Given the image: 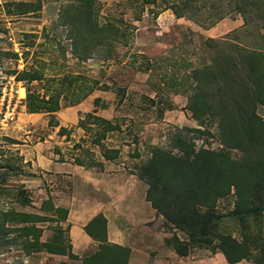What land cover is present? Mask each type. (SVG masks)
<instances>
[{
  "label": "rangeland",
  "instance_id": "rangeland-1",
  "mask_svg": "<svg viewBox=\"0 0 264 264\" xmlns=\"http://www.w3.org/2000/svg\"><path fill=\"white\" fill-rule=\"evenodd\" d=\"M234 1L198 0L188 16L176 18L171 10H164L162 0L157 1V7L149 6L147 0H0V82L11 76L10 72L13 76L22 72L42 75L40 81L21 82L25 91H19L14 119L5 123L0 117V264H82L81 260L96 250L97 242L92 240L83 249L73 247L78 240L71 228L84 204H90L89 198L97 193L102 194L100 203L110 208V197L120 200L118 216L115 208L109 213L111 229L127 233L135 229L153 251L144 250L138 241L141 248L136 245L137 250H144L145 255L141 254V260L129 258V264H226L221 254L208 249L191 250L184 258L171 247L157 249L152 241L161 243L172 232L163 228L162 218L146 199L149 221L145 219L148 208L133 215L131 208L136 204L127 200L134 195L136 183L148 188L137 177V170L150 158L153 147L178 154L184 141L195 151L221 149L216 127L200 137L193 132L205 127L193 119L187 103L195 85L193 70L211 64L223 48L233 51L240 47L250 55L256 52L257 58L259 50L264 52V0H259L256 11L244 6L249 13L246 22L235 7L240 2ZM87 2L97 28L110 24L112 34L120 33L113 36L115 45L110 50L95 45L85 59L86 38L79 37L85 30L71 33L66 21L82 13ZM219 12L225 14L217 20ZM91 39L93 44L98 42L96 31ZM88 81L97 82V87L79 104L62 107L54 116L57 127L49 126L46 114L27 113V90L47 96L60 91L63 106L66 97L69 101L80 98L81 86ZM103 84L109 88L103 90ZM96 99L100 100L97 106ZM93 111V115L120 125V131L105 134L100 143L119 151L112 161L102 158L95 143L101 127L93 119H85ZM257 114L264 119V108L258 107ZM60 128L65 129L62 135ZM228 151L234 160L240 158L237 150ZM20 191L28 204L21 203ZM235 200L232 189L228 197L217 202L216 209L221 214L232 212ZM46 201V208L67 209V220H54L51 210L42 212L40 207ZM69 211L73 212L72 223ZM25 215L45 220L26 222ZM224 226V234L238 240L243 239L246 229L264 237L261 217L249 219L245 227L232 222ZM38 233L39 243L68 249L77 259L39 252L34 237Z\"/></svg>",
  "mask_w": 264,
  "mask_h": 264
},
{
  "label": "trees",
  "instance_id": "trees-1",
  "mask_svg": "<svg viewBox=\"0 0 264 264\" xmlns=\"http://www.w3.org/2000/svg\"><path fill=\"white\" fill-rule=\"evenodd\" d=\"M157 1L159 0H147L146 3L157 7ZM197 1L162 0L161 3L165 5L164 10H171L176 18H182L190 14ZM238 1L240 3L235 7L245 22L249 14L245 5L253 7L254 11L259 10V0ZM84 8L82 13L73 15V20L69 17L66 24L71 28V33L85 30L79 33V37L86 38L85 52L88 55L84 58L87 59L95 45L110 50L115 45L113 36H118L120 32L117 30V33L112 34L110 24L97 28L90 19L91 5L87 2ZM217 14V20H220L225 12ZM93 31L99 35L96 44L91 39ZM118 44L123 45L121 42ZM73 46L76 48L77 43H73ZM252 55L244 53V49L240 47L233 51L223 48L211 64L197 68L191 74L195 85L188 97L187 109L199 126L205 127L204 130L194 129L193 132L200 137L209 135V130L216 127L221 149L199 148L195 151L184 141L178 154L153 147L150 158L137 170V177L148 187L146 201L156 210L157 216L162 218L163 228L172 232L164 243L181 258L187 257L191 250L208 249L212 254H221L227 264L241 261L264 264V237L261 233L257 236L256 232L251 233L246 229L243 239L238 240L228 233L225 235L223 229L229 222L245 227L249 219L264 218V119L257 114L258 107L264 108V52L259 50V58L256 52H252ZM9 74L13 76L15 73ZM15 79L17 82L31 84L40 81L42 75L37 72H22L15 75ZM97 85L95 81L85 82L81 86L83 93L80 98L72 97L73 101H69L66 97L63 106H60V91L47 96L27 90V113L46 114L50 117L49 126L57 127L54 124L55 114L62 107L79 104ZM101 87L103 90L109 88L104 84ZM99 102L96 99L95 106ZM94 113L95 111L87 114L85 119H93L101 127V135L95 143L102 150V158L112 161L117 158L119 151L107 149L100 143L105 134L120 131V125L95 116ZM64 132L65 129L60 128L58 133L62 135ZM228 150H237L240 158L234 160ZM76 162L79 167H84L82 162ZM232 189L236 198L235 208L232 212L221 214L216 209V204L220 199L228 197ZM19 194L21 203L28 204L29 200L23 191ZM46 206L47 201L42 203L40 210H51L56 221L67 220V209ZM24 218L31 223L45 220L41 216L25 215ZM29 230L36 232L33 228ZM83 230L97 245L95 251L81 260L82 264H129L130 249L107 242V222L103 215L92 218ZM178 233L182 234L181 238ZM34 237L37 246L39 233ZM43 250L49 254L67 256L71 260L77 259L70 250L66 251L58 245L39 243L38 251Z\"/></svg>",
  "mask_w": 264,
  "mask_h": 264
},
{
  "label": "crops",
  "instance_id": "crops-1",
  "mask_svg": "<svg viewBox=\"0 0 264 264\" xmlns=\"http://www.w3.org/2000/svg\"><path fill=\"white\" fill-rule=\"evenodd\" d=\"M104 168H106V166ZM105 171H106V169H105ZM114 181H116V180H114ZM133 189H134V195L133 194H132V196L130 195L131 196L130 199L127 200L128 203H132L134 205L136 204L135 207L131 208V211H132L131 214L133 213V215H134V212H136L137 210L139 211L141 208H142V210H146V208H148L145 219H146V221H149L152 218H151V213L149 212L150 209H149V207H147L148 205L146 204L147 202L145 201V194H146L145 185L142 184L141 182H138L135 184V188H133ZM122 190L125 194V188L124 187L122 188ZM100 196H102V194L97 193L95 198H89L90 204H88V205L84 204V207L82 208V210H80V215L78 218H76V221L74 223L75 225L73 224V226L71 228V232H73L75 234L76 239L78 240L77 242L75 241V243L73 242V247L79 246L80 248L83 249V248H87L89 246V244H91L92 239L84 232L83 228L88 224V222L92 218H94L98 214L102 213L103 216L107 220V242L110 244H116L119 246H127L131 251V254H130V260L131 261L141 260V258H142L141 254L142 255L144 254L145 249H149V250H151L150 252H153L152 249H150V247L147 246L146 242L143 239H141V237L139 238L138 235H140V234L135 229L133 231L131 228L130 233H127L125 231H121L118 229L116 232L114 229H111L110 222L108 220L109 213H111L112 211L114 212V208H115V211L117 213L116 216H118L119 211H120V206H119L120 200L111 199V197H110V199L108 201L110 206H111V208H110L107 206L108 205L107 203H105V204L100 203L99 198H98ZM119 197L120 196L118 195V198ZM124 200L125 199H122L121 201L123 203H125ZM112 208H113V210H112ZM71 213H73V212L69 211V218H68L69 222H71L70 221V217L72 215ZM145 236H147V235H145ZM130 237H132V238H130ZM167 237H169V236L166 235L164 238H162L161 243H157V242L153 243V241H152V245L153 246L155 245L157 247V249L158 248L162 249L161 247H163V246H165V248H166L164 240ZM138 241H141V243L144 244V248H143L144 250L143 251L137 250L136 245L140 244V243H138ZM152 245H150V246L152 247ZM147 247H149V248H147ZM138 248H141V246L139 245ZM171 253L174 254L172 251H171Z\"/></svg>",
  "mask_w": 264,
  "mask_h": 264
},
{
  "label": "built area",
  "instance_id": "built-area-1",
  "mask_svg": "<svg viewBox=\"0 0 264 264\" xmlns=\"http://www.w3.org/2000/svg\"><path fill=\"white\" fill-rule=\"evenodd\" d=\"M23 90L21 82L15 80V76H8L0 82V117L8 123L16 115L17 104L19 103V91Z\"/></svg>",
  "mask_w": 264,
  "mask_h": 264
}]
</instances>
